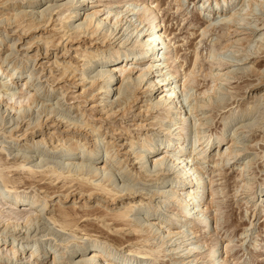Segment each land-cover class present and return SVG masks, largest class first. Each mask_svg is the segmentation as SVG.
<instances>
[{"label": "rangeland", "instance_id": "374dc122", "mask_svg": "<svg viewBox=\"0 0 264 264\" xmlns=\"http://www.w3.org/2000/svg\"><path fill=\"white\" fill-rule=\"evenodd\" d=\"M102 1L103 2L98 1L93 3L92 1L85 2L83 4L85 7H83L82 12H86V15L95 9H101L105 14L104 16H106L107 12L110 11H112L113 16L116 12L126 10L127 6L125 7V3L143 5L145 2V0ZM147 1L158 11L159 18L162 23V33L167 36L170 45H172V51L167 54L168 58L165 61L168 67L164 70V72H168L169 70L172 71L175 66H181L180 74L183 77L184 74L188 73L193 68L192 66L195 52L198 50L200 52L199 54L202 64L203 66H206L203 67L201 73H198L196 84L193 87V93L199 94L208 90L212 85L210 78L205 77L209 71L207 68L209 51L213 45H225L227 39L225 37L226 35H224L225 31L222 29L223 23L221 22L219 15L208 16L205 12L200 13L198 8H201L203 2L202 0H185L182 3L187 5L179 9V11L176 0ZM66 2L67 0H0V21H4L5 19L11 17L14 18L16 14L19 15V18H22L21 22H23L20 28H17L15 24H12L10 26L11 28H7L8 32H4L5 28H2V26H4L7 22L0 26V38H3L2 42H0V63H2L3 58H8L9 60H7V63L5 62L4 64L6 69L11 70L16 67L19 72L23 71V73L31 74L32 77L30 78V81L33 82V87L30 89L34 90L41 88L39 100L32 105V108L21 109L20 113H23L22 111L24 110H27L28 112H24L26 114V118H22L23 122L20 129L12 132V135L15 136L12 137L10 133V131L14 129V126L12 127L14 122L11 120L15 119L20 113L17 111H10V114L5 113L0 115V165L3 170L2 173L4 175L6 174L7 178L12 181L11 185L14 184L13 186L20 191L23 196L32 198L33 195H35V191H37L41 195L40 197H43L46 194L50 195L52 198L49 203L50 210L47 215L43 214L41 216L39 223L40 225H43L42 228L44 230H42V233L38 237L43 235H45V237L40 239V244L37 243L39 244L37 252H42L43 255L49 252V256L47 258L42 257L41 259L44 263L48 262L47 264H51L52 259L55 256L56 258H59L57 260H59L60 264H67L69 260L74 261L79 259L73 258V251L78 249H87L86 254L88 255L92 250V246L103 245V243L106 242L111 249L113 248L111 251L113 254L115 253V263H121V261L125 259L134 262V264H150V260L129 256L130 250H134L137 247L144 248L143 246H148L141 242V239H139L143 233L135 234L134 232H131L129 226L118 225L113 221L115 216L119 214L118 212H122L124 210L118 208H123L124 205L121 204L120 207H118V205H114L108 209L107 207H101L100 205L93 203L83 206L82 202L80 203L79 201H77L76 204H73L69 199H59L68 192H79L80 186L79 181L76 180L77 177L73 175L74 181H72V176H68V173H65V176L59 179H56L59 175L57 174L55 176L49 175L48 177H45L44 180H41L43 177L41 174L36 177H32V175H30L27 171H23L21 169L17 170L18 165L14 164V157L17 156L19 158L25 155L31 160H29L31 163H28L27 166L33 168V170L37 169L39 171H50L55 168L60 173L62 164L68 163V160H66V158L68 159V157H66V153L70 149L72 143L61 145V143L55 141L50 142L47 137L46 143H40L42 139L41 135L39 133L35 134V136L33 135V133H35L34 131H36L35 119L37 114L45 108L44 106H47L50 109H55L57 112L60 111V116L58 115L59 117H56L58 120L61 118V115H64L65 113V115L68 114V116L75 118L79 124H88L89 127L87 128H85V125L83 126L86 131H90L89 128L92 126L96 128L100 126L102 127L101 132L103 135L99 138L100 141L97 145L99 151V160L97 163L99 166L106 158L104 147H109L108 142L112 139L113 134L109 131L111 125H113V128L117 130L111 142L117 141L121 144L124 143L127 147H124V149L121 148L123 151L119 157H113L120 160L122 165L115 167V169L111 171V173L117 175L115 177L116 182L110 186V188L117 186H120L119 188H121L123 186L130 185L135 189L142 188L153 194L156 192H166L173 186L172 182L174 178L172 176L167 180H160L162 183H158L154 181V179H152L153 181H150L151 179H145L142 175L141 178L139 176H135L136 172L130 171L132 169V163L137 164L139 162L138 160H134V155L130 157L133 161H131V163L127 162L126 165L124 164V168H122L123 162L125 161L124 159H126L123 154L125 151L131 149L130 144L133 143V152H142L145 155L146 149H141L143 140L146 139L149 143L155 146H160L167 141V133L164 130L165 126L160 127V125H158L160 122L162 123V121L163 123L168 121V119H159L164 115L163 110H154L148 116L139 115L134 117V114H138L140 111L138 108L141 107V110H144L147 105V103L144 102V96L140 95L139 100L136 102L134 108L128 115L124 118L113 115L108 121L104 122L102 120L105 116L101 114V110L104 108L103 106L105 104L100 103L101 97L90 100L92 99L90 95L92 93H90L91 90L88 89L89 85H87L90 80L85 83H80L82 71H77V77H75L71 82L69 81L71 80V77L66 81H62V74L64 72L63 66H65L64 62L68 61V56H66L65 59L61 58L62 52H60V47L61 45L66 44L65 40L68 37L74 38L75 34L74 32L68 33L67 28H61L62 24H60L58 16H56L58 11L53 13V19L55 21H51L49 25H44V23H42L41 25L46 28L40 25L39 29H42L40 31L41 34L36 33L30 35L31 31H29L30 33L25 32L23 39L18 41V44L16 45L18 47L16 49L13 48L9 50V45L16 42L18 39V35H16V32L14 31L18 30L17 32H19L23 28L33 25L34 18H30L29 16L25 17L24 13L31 12V14H46L50 7L58 6ZM239 8L240 7H237L235 9L239 13V16L242 15V17L240 16L238 19H242L244 21L239 23L240 25L238 28L240 30L245 29L246 31L235 33L232 30L230 32L231 34L228 36L230 43H234V41L238 39H240L242 43L225 51H220V55L223 56L222 58L224 60L234 61L235 57H241L248 53V55L250 54V59H253L251 62H242V65L240 66H236V63L230 62L220 68L223 72L232 71V73L236 76L234 75V79H231L226 83H222L220 87L223 88V91L211 94L213 100L210 105L208 104L209 107L206 106L203 109H200V112L198 113L201 114L198 118L201 117L202 122L206 124L203 129L208 131V135H212L211 137L213 142H216V139L221 135H223L224 139H226L222 150L220 148L214 151V147L208 150V147L205 145L207 143H204L203 146L198 149V152H200L202 148L205 149V151L208 150L206 155L209 156V158L205 161L206 163L203 165V168L207 173L206 182H208L209 179H212L214 188L219 192L216 202L220 206L218 212L215 211V208H211L209 215L212 219H214L217 215V220L219 221L217 224L213 221V229L212 227H209L206 232H204L198 225V227L184 225L182 231H184L185 234L187 233L186 235H190L189 241L183 244V239H181L180 236L172 238L163 246V255L165 257H163L158 264H209L206 260L202 259L205 254L203 252L211 247L215 240L223 243L222 257L223 259L228 260V264H264V211L261 209L264 197H258L254 200L252 199L247 204L246 201L247 199H250V197H248V193H245L242 189H240V187L243 186V180H249L252 178L254 182V189L257 190L258 193L261 192V194H264V101H262L260 105L263 109L258 106L259 102L257 101L258 97L264 94V84L259 87L256 92H253L250 88L253 87L260 79H248L245 77L246 72H248V74L254 72V74L260 75L264 73V46L258 49L260 44L264 45V0L259 1V6L253 5L252 9H254V12H251L253 11L252 9L248 12H241L238 11ZM66 12L65 13L68 14V11ZM124 14H126V11L123 13L122 18H124ZM131 14L132 13H128L125 17L130 16ZM132 18L133 21L137 19L136 16H133ZM41 20L38 19L37 21ZM14 21L15 19L12 22L14 23ZM208 21H211L215 25V30H212L208 37L203 38L201 33L203 28L208 25ZM80 22L78 21L75 24ZM64 24L66 23L64 22ZM122 24H125V21H123ZM128 27L129 24L124 26L120 36ZM250 28L255 31L252 32ZM131 30V27H129L128 31L124 33V36H122L123 39L121 40H124L123 42L127 43L124 45H128L134 38L132 34L129 33ZM66 32L68 34L64 36ZM8 33H10V37H8ZM12 33L15 34L13 35ZM103 34L104 32H102L101 35L98 33L99 38H102ZM26 35L30 37H27ZM49 41V54L47 58H44L43 55L45 46L43 44ZM74 42L69 46V49H71L69 53L71 55H74V50L79 47L78 44H75ZM118 42L115 43V45H117ZM30 43L33 44V46L29 49V51H26V48L28 47L27 44ZM57 44H59V46L55 48ZM38 45L43 49H41L40 52L43 55L37 57V61L34 62V57L37 53L36 49L34 50L33 48ZM160 47L162 48L160 52H167L165 45H160ZM147 49L149 50V52L147 51V54L152 55V57L156 56V53L158 52L156 49L151 51L150 47ZM90 50L92 49H89L88 51L90 52ZM55 53H57L58 58H55ZM134 53L135 51L129 52L130 55ZM42 57L44 59L38 61ZM168 59L171 60L169 61ZM97 60L98 59L94 60L95 63L93 62L91 69L87 70L85 73L86 77L93 78L101 70V65L96 62ZM172 60L175 61L174 64L172 63ZM56 61L61 63L62 67H57L55 64ZM34 63H36V66H34ZM244 71L245 73H242ZM38 76L40 79H36ZM32 78L33 81L31 80ZM248 81L249 83H247ZM9 88L11 89V92L15 94H18L19 91H21L18 86H10ZM84 90L88 91L84 93ZM162 90H166V88L163 87L160 91ZM193 93H188L191 97L184 95V93H179V101H182V104L186 107V109H188L190 103L192 104L191 100ZM61 94L64 96H61ZM162 95H164V93H159V97ZM115 97L116 96L113 97L114 100L116 99ZM150 99L157 100L155 97H151ZM216 99H218V101ZM175 102H178V100H175ZM42 104H44V106ZM5 109H7V107L0 106V113H3ZM107 110L109 109L106 108L105 112ZM101 115H103L104 118H100ZM190 118L189 122L194 123V116ZM144 123L146 127L141 130L136 128V124ZM83 127L81 128L82 130H84ZM108 128L109 130H107ZM47 129L48 128H46V130ZM17 136L19 137L18 139H16ZM93 138L94 137H91V140L95 142V138ZM171 138L176 139L175 136ZM190 138L192 139L191 141ZM193 139V134L189 135L186 150L187 153L192 150L191 143ZM232 143L237 144H235V147L237 148H235V151H240V153L236 159L227 163L225 158L223 156L219 157L218 154H220V152H224ZM79 150L80 149H78L75 153L80 154ZM161 156L163 157L164 155H160V157ZM73 162L77 163L78 160H73ZM247 162H250L252 166H250L249 169L248 167L245 169L243 176L242 170ZM193 163H196V159H194ZM217 163H220V165H217ZM44 164L47 166H44ZM12 166L15 167L12 168ZM48 166L52 167L49 168ZM40 167H43L44 169H41ZM135 168L138 170V173L142 172L139 170V164L135 165ZM125 169L127 172L131 173V175L129 173L126 174ZM128 179L130 180L128 181ZM0 180V190H2L4 184L1 177ZM100 184L108 185V183L103 179H97L93 185ZM146 197L149 198L150 196ZM149 200L151 201L148 202ZM130 201L131 200H126L124 203L126 204ZM253 201H256L257 204L260 205V209L255 208ZM167 202L168 201L163 200V198L161 199L159 196H154L152 199H145L143 203H148V205L144 208H140L139 211L137 209L138 207H135L137 212L133 211L130 219L133 220L138 218L141 222L148 219V217L150 219H156V217H158L160 221L166 220V218L173 214H178L182 217V215L179 214L177 207L171 206V204H169V202L167 204ZM132 205L140 206L138 199H135L128 207ZM51 217L57 221L56 224L50 220ZM64 218L70 223L67 226V230H62L60 227L62 225L65 226ZM4 229H6L5 233H8L6 238L7 245L9 241L12 242L15 238H17L16 244L19 243L20 246L24 245L28 248H32V246L35 245L36 238H38L33 237L34 235H32L31 238L26 237V239L23 240L22 238L27 236L25 229H20L19 227L15 229L13 226L6 228V224H0V232ZM33 229L34 227L31 231H33ZM193 232L194 234H192ZM193 237H196V239ZM197 241H199V244L206 245V248H202L201 251L189 253L188 250H186V245ZM156 242H160V240H151V243L154 245H156ZM227 245L230 246L228 254H226L224 250V247ZM69 249L72 250L70 251ZM83 252H85V250ZM199 252L201 254L197 255ZM218 254L220 255V253ZM61 255L62 257L65 256V259L60 260L59 256ZM220 261L221 258L219 257L217 258L216 263L220 264ZM0 264H31V262H28V260L23 257H21V259L13 258V256L7 255L1 251Z\"/></svg>", "mask_w": 264, "mask_h": 264}, {"label": "bare ground", "instance_id": "6f19581e", "mask_svg": "<svg viewBox=\"0 0 264 264\" xmlns=\"http://www.w3.org/2000/svg\"><path fill=\"white\" fill-rule=\"evenodd\" d=\"M87 1H92V3L98 1L103 2L102 0H67V2L64 4L50 7L46 14H31V12L24 13L25 17L29 16L30 18H34L33 25L25 27L19 32H17L18 30L14 31L16 32V35H18V39L16 42L9 45V50L13 48L16 49L18 47L16 45L18 44V41L23 39L25 32L30 33L29 31H31L30 35L36 33L41 34L40 31L42 29H39L40 25L42 23H44V25H49V23L54 20L53 13L58 11L56 16H58V21H60V24H62L61 28H67L68 33L74 32L75 34L74 38L68 37L65 40L66 44L61 45L60 47V52H62L61 58L65 59L66 56H68V61H65V66H63L64 72L62 74V81H66L71 77V80H69L71 82L75 77H77L76 72L82 71L80 83H85L90 80V82L87 83V85H89L88 89L91 90L90 93H92L90 94L92 97L90 100L101 97L100 103L105 104L104 106L102 105L104 108L101 110V114H103L105 118L103 115L100 116V118H104L102 120L104 122L108 121L113 115L124 118L134 108L136 102L139 100L140 95L144 96V102L147 103V105L144 110H141V107L138 108L140 111L138 114H134V117L139 115L148 116L154 110H163L164 115L159 119H168V121L164 123L163 121L162 123L159 121L160 123L158 125H160V127L165 126L164 130L167 133V141L160 146H155L149 143L146 139L143 140L141 149H146L145 155L142 152H133V143L130 144L131 149L125 151L123 154L126 159H124L125 161L123 162L122 168H124L127 162L131 163V161H133V159H130V157L134 155V160H138L139 162L137 164L132 163V169L130 171L136 172L135 176H139L141 178L142 175L143 178L151 179L150 181H153L152 179H154V181L158 183L160 180H167L172 176L174 178L172 182L173 186L166 192H156L153 194H151L150 191H146L142 188L135 189L130 185L123 186L121 188H119L120 186L110 188V186L116 182L115 177L117 175L111 173V171L115 169V167L122 165L120 160H117L113 157H119L124 147H127L124 143L121 144L117 141L111 142L117 130L113 128V125H111L110 130L109 128L107 129L112 132L113 135L112 139H110L108 142L109 147H104L106 158L102 161V163H100L101 165L99 166L97 163L99 160V151L97 145L100 141L99 138L103 135L101 132L102 127L100 126L96 128L92 126L89 128L90 131H86L85 128L89 127L88 124H84V128V125L79 124L75 118L68 116V114H66V116L65 113L64 115L62 114L61 118L58 120L56 117L60 114V111L57 112L55 109H50L49 107L44 106V104L42 105L45 108L39 113L37 112L38 114L35 119V128L37 132L34 131L35 133H33V135L35 136L37 133L41 135L42 139L40 143H46L47 138L50 140V142L55 141L61 143V145L72 143L70 149L66 153V157H68L66 160H68V163L62 164L60 173L55 168L51 169L50 171H39L36 168V170H33V168L27 166L28 163H31V160L25 155L19 158L17 156V158L14 157V164L18 165L17 170L21 169L23 171H27L30 175H32V177H36L41 174L43 176L41 180H44L45 177H48L49 175L55 176L57 174L59 175L56 179H59L64 177L65 173H68V176H72V181H74V176L77 177L76 180L79 181L80 186L79 192H68L59 199H69L73 204H76V202L79 201L80 203L82 202L83 206L93 203L100 205L101 207H107L108 209L114 205H118V207H120L121 204L124 205L123 208H118L124 210L122 212H118L119 214L115 216L113 221L118 225L129 226L131 232H134L135 234L143 233V235L140 234L141 236L139 239H141V242L148 245L143 246L144 248L137 247L134 250H130L129 256L150 260V264H158L161 259L165 257L163 255V246L167 244L172 238L180 236L181 239H183V244L189 241L190 235H186L187 233L185 234V232L182 231L184 225L193 227L198 225L204 232H206L209 227H212L213 229V221H215L216 224L219 221L217 220V215L214 217V219H212L209 215L211 208H215L216 212H218L220 208L216 202L219 192L214 188L212 179H209V181L206 182L207 173L204 171L203 165L206 163L205 161L207 158H209V156L206 155L207 151L212 147L215 148L214 151L220 148L222 150L226 139H224L223 135H221L216 139V142H213L211 137L212 135H208V131L203 129L206 124L202 122L201 117L198 118L199 115H201L198 113L200 112V109H203L206 106L209 107L213 100L211 94L223 91V88L220 87L222 83H226L235 78V74H233L232 71L223 72L220 70V68L224 67L230 62L236 63V66H240L242 65V62L252 61L253 58L250 59V54L248 55V53L241 57H235L234 61H227L222 58L223 56L220 55V51H225L242 43L240 39L235 40L234 43H230L228 36L231 34L230 32L232 30L235 33L246 31L245 29L240 30L238 28L240 25L239 23L241 21L243 22L244 20L238 19V17H242V15L239 16V13L235 9L240 7L238 11L248 12L253 8V5L259 6L260 0H202V6L200 9L198 8V10L200 13H207L208 16L219 15V18L223 23L222 29L225 31L224 35H226L225 37L227 39L225 45L219 44V46H216L212 44L213 46L209 51L207 60V68L209 71L205 75V77L210 78L212 85L208 90L199 94L193 93V87L196 84L198 73H201L203 67L206 66H203L202 64L199 54L200 52L196 50L192 66L193 68L188 73L184 74L183 77L180 74L181 66L174 65L175 67L172 71L169 70L168 72H164V70H166L168 67L165 61L168 58L167 54L172 51V45H170L167 36L162 33V23L159 18L158 11L147 0H145L143 5L125 3V7H127L125 10L126 14L123 16L124 18H122V15L125 11L116 12L113 16L112 11H110L107 12L106 16H104L105 14L101 9H95L85 15L86 12H82V10L83 7H85L83 4ZM184 1L185 0H176L178 11L187 5L182 3ZM252 10L253 11L251 12H254V9ZM66 11H68V14H66ZM128 13L132 14L125 17V15ZM133 16L137 17L135 21H133ZM14 19L15 21L13 23L12 21ZM38 19L41 21H37ZM21 20L22 18H19V15L15 14L14 18L11 17L5 19L4 21L1 20L0 26L7 22L4 25L5 27L2 26V28H5L4 32H8L7 28H9L12 24H15L17 28H20L23 24ZM63 21L66 24H64ZM78 21L81 22L75 24ZM123 21H125V24H122ZM126 24H129V27H131L132 30L129 31V33L134 37L131 42L127 39L130 42L128 45H124L127 43L123 42L124 40L121 39H123L122 36H124V33L128 31L129 27L126 28V30L120 36V33ZM212 30H215V25L211 21H208V25H206L202 30V37H208ZM251 31L254 32L255 30L251 29ZM67 32L64 34V36L68 34ZM102 32H104V34L102 35V38H99V35H101ZM9 34L10 33H8V37H10ZM2 40L3 38H0V42H2ZM73 42L78 44L80 48L78 47L76 50H74L75 54L71 55L69 53V51H71L69 46L73 44ZM117 42L118 44L115 45ZM49 43L50 41L43 44L45 46V48L43 47L45 49L44 55L40 53L42 48L39 47V45L33 48L34 50L36 49L37 53V55L34 57V62L37 61V57L39 56L43 55L44 58L48 57V52L50 50ZM27 45L28 47L26 48V51H29L33 44L30 43ZM160 45H165L167 52H160L162 50ZM58 46L59 44H57L56 47L54 45L55 48ZM263 46L264 45L260 44L258 49ZM148 47H150V51L153 49L158 51L155 57L147 54V51L149 52L147 49ZM89 49L92 50L89 52ZM131 51H135V53L130 55L129 52ZM55 54V58H58L57 53ZM44 58L42 57L38 61ZM95 59H98L96 62L101 65V70L93 78L86 77L85 73L87 70L91 69ZM2 60V63H0V106H5L7 109H5L3 113L1 112L0 115L5 113L10 114V111H17L20 113L22 108L31 109L32 105H34L36 101L39 100L41 88L31 90L30 88L33 87V82L30 81L32 75L29 73H23V71L19 72L16 67L11 70L6 69L4 64L9 59L3 58ZM168 60L170 61L171 59ZM172 63L174 64L175 61L172 60ZM34 64V66H36V63ZM55 64L57 67H62V64L58 61H56ZM242 73H245V71ZM245 77L248 79H260H257L258 82L250 88L253 92H256L259 87L263 86L264 84V73L260 75L254 74V72H251V74L246 72ZM36 79H40V77L38 76ZM31 80L33 81V78ZM247 83H249V81ZM10 86H18L21 91H19L18 94H15L11 92V89L9 88ZM163 87H165L166 90L160 91ZM86 91L88 90H84V93ZM190 92L193 93L192 100L190 99L192 104L190 103V106L188 109H186V107L183 106L182 101H179V93L188 95ZM159 93H164V95L159 97ZM61 96L64 95L61 94ZM114 96H116L115 100L113 98ZM151 97H155L157 100H151ZM189 97H191V95ZM175 100H178V102H175ZM216 100L218 101V99ZM257 101L259 102L258 106H260L261 102L264 101V94L259 96ZM106 108L109 110L105 112ZM25 111L27 110L22 111L23 113H20L15 119L11 120L14 122L12 125V127L14 126V129L10 131L11 135L13 131L20 129L23 122L22 118H26V114L24 113ZM192 116H194V123L189 122V119H191L190 117ZM82 127L84 130L81 129ZM144 127H146L145 123L136 124V128L138 130H141ZM46 128H48V131ZM191 134H193L194 137L191 143L192 150L187 153V143L189 135ZM13 136L15 135H12V137ZM173 136H175L176 139H172L171 137ZM91 137L95 138V142L91 140ZM18 138L19 137L17 136L16 139ZM191 140L192 139L190 138V141ZM204 143H207L205 145L208 147V150L205 151V149L200 148L201 150L198 152L199 147L203 146ZM235 144L236 143L230 144V146H228L224 152H220L218 156H223L227 163H230L231 160L236 159L240 151H235ZM78 149H80V154L75 153ZM160 155L164 156L160 157ZM194 159H196V163H193ZM73 160H78V162H73ZM220 163H217V165H220ZM138 164L140 165L139 170L142 171L139 173L135 168V165ZM44 166L47 165L44 164ZM244 166L245 167L242 170L243 176L245 169L247 167L249 169L252 165L250 162H247ZM14 167L15 166H12V168ZM48 167L50 168L52 166ZM126 169L125 173L128 174L129 172H127ZM2 172L3 170L0 165V177L2 178L4 184V187L2 190H0V224H6V228L13 226L15 229L18 227L20 229H25L27 236L22 238L23 240L26 239V237L31 238L32 235H34L33 237H38L42 233V230H44L42 228L43 225L39 224L40 218L43 214L47 215L48 211L50 210L49 203L52 199L51 196L45 194L43 197H40L41 195L35 191V195H33V197L31 196L32 198L25 197L13 186L14 184L11 185L12 181H10L6 174L4 175ZM129 174L131 175V173ZM96 178L103 179L108 183V185H93L95 181H97ZM129 180L130 179H128V181ZM243 181V186H241L240 189H242L245 193H248V197H250V199H247L246 201L247 204L252 199L254 200L258 197H264V194H261V192L258 193L257 190L254 189V182L252 178ZM146 196L150 197L148 198ZM154 196H159L161 199L163 198V200L168 201L171 206L177 207L179 214H181L182 217H180L178 214H173L163 221H160L158 217H156V219H150L148 217V219L141 222L138 218L131 220V213L133 211L137 212L135 207H138L137 209L139 211L140 208H144L146 205H148V203H143V201L145 199H152ZM135 199H138L140 206L132 205L128 207L134 202ZM126 200L131 201L125 204L124 202ZM150 201L151 200L148 202ZM253 203L255 208L260 209V205H258L256 201H253ZM261 207V209L264 211V201L262 202ZM65 218V226H60L62 230H67V226L70 224ZM50 220H52L54 224L57 223V221L52 217ZM33 227L34 229L31 231ZM5 230L6 229L0 232V253L2 251L16 259H21V257H23L24 259L28 260V262H31V264L48 263H44L41 259L42 257L47 258L49 256V252L44 255L42 252H37L40 239L45 237V235L36 238L35 245L32 246V248H28L24 245L20 246L19 243L16 244L17 238H15L12 242L9 241L7 245L6 238L8 233H5ZM192 234H194V232ZM193 238L196 239V237ZM151 240H160V242H156V245H154L151 243ZM186 246V250H188L189 253L201 251L202 248H206V245L199 244V241L193 242ZM229 247L230 246L228 245L224 247L226 254L229 252ZM69 250L71 251L72 249ZM84 250L85 252H83ZM84 250L78 249L73 251V258L79 259L74 261L69 260L67 264H134V262L125 259L121 261V263H115V253L113 254L111 251L113 248L111 249L106 242H104L103 245L101 244L94 247L92 246V250L88 255L86 254L87 249ZM222 250L223 243L215 240L212 246L203 252L205 254L203 255L202 259L206 260L209 264H215L217 262V258L220 257V264H228V260L223 259L222 257ZM218 253H220V255ZM200 254L201 253L199 252L197 255ZM59 257L60 260L65 259V256L62 257L61 255ZM57 259L59 258L54 256L51 264H57V261L58 264H60L59 260Z\"/></svg>", "mask_w": 264, "mask_h": 264}]
</instances>
